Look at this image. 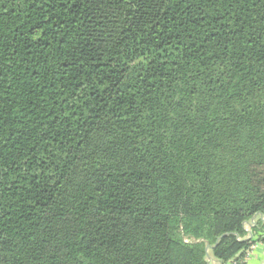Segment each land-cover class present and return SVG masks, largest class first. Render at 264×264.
<instances>
[{"label":"trees","instance_id":"16d2710c","mask_svg":"<svg viewBox=\"0 0 264 264\" xmlns=\"http://www.w3.org/2000/svg\"><path fill=\"white\" fill-rule=\"evenodd\" d=\"M257 243L264 0H0V264Z\"/></svg>","mask_w":264,"mask_h":264},{"label":"crops","instance_id":"0c3cea01","mask_svg":"<svg viewBox=\"0 0 264 264\" xmlns=\"http://www.w3.org/2000/svg\"><path fill=\"white\" fill-rule=\"evenodd\" d=\"M212 264H219L217 262H212ZM245 264H264V247L262 244H254L248 251Z\"/></svg>","mask_w":264,"mask_h":264},{"label":"built area","instance_id":"2783aa9c","mask_svg":"<svg viewBox=\"0 0 264 264\" xmlns=\"http://www.w3.org/2000/svg\"><path fill=\"white\" fill-rule=\"evenodd\" d=\"M262 246L264 247V244H262Z\"/></svg>","mask_w":264,"mask_h":264}]
</instances>
